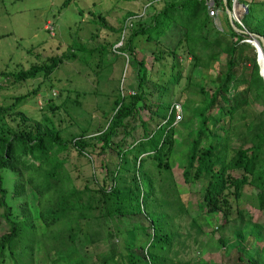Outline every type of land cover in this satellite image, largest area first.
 <instances>
[{
	"label": "trees",
	"instance_id": "obj_1",
	"mask_svg": "<svg viewBox=\"0 0 264 264\" xmlns=\"http://www.w3.org/2000/svg\"><path fill=\"white\" fill-rule=\"evenodd\" d=\"M69 1L62 0L60 7ZM162 2V6L151 14L150 23L133 24V30L120 48L127 52L131 37L138 34L157 43L160 35L173 27L180 34L178 41L184 43L186 52L195 63L203 51L207 50L209 57L217 49L226 52V70L217 74V84L212 90L204 91L202 105L196 110L199 124L190 129L181 171L185 182L191 178H205L200 195L201 206L207 212L220 211L223 223H226L242 214L240 201L244 188L251 189L257 207L264 208V126L254 123L251 116L242 121L243 128L238 129L235 113L241 107V95L230 93V82L235 76L236 42L242 33L229 25L227 31L216 28L204 30V25L211 19L203 0ZM226 5L229 6V0H226ZM243 22L247 25L245 20ZM250 28L264 40V14L251 23ZM228 35L232 39H228ZM69 54L73 56L75 51ZM61 60L60 55L52 56L49 63L16 69L11 74L17 81L39 74L48 76ZM175 64L174 58L171 67ZM135 66L140 93L134 96V93L120 89L121 93L117 92L111 102L115 110L112 119L94 135L78 133L63 138L62 126L54 120V112L50 115L43 113L38 118L25 115L15 106V102L21 99L19 95L11 103L0 104V217L4 223L0 225L5 226L0 231V264H4L6 255L11 264H39L35 262L38 259L35 254L39 250L44 251L48 264H165L167 259H172L167 251L178 232L170 230V224L162 221L163 217L158 215L152 204L148 203L151 209L147 207L155 187L151 175L144 171L145 161L150 160L158 173L165 177L169 175L170 186H174L166 160L172 150L174 124L178 122L174 121L172 101L160 100L157 103V109L152 112L159 115V121L151 129L141 121L139 137L132 138L126 145L120 142L123 135L113 139L117 126L125 125L123 118L137 114L143 106L141 88L147 80L146 72L141 60H135ZM179 77L177 69L167 75V80L176 83ZM245 82L243 93L249 91L250 98L262 104L259 114H264V83L255 61ZM35 90L36 87L28 93L33 94ZM125 95L132 96L130 103H124ZM48 100L49 97H44L46 103ZM48 107L52 111L55 108L49 103ZM212 108L215 112L208 113L207 110ZM222 117L224 120L219 125L222 134L218 135L215 125ZM241 117L242 111L239 113ZM208 121L211 127H207ZM122 130L125 135V129ZM233 136L238 137L237 144L232 142ZM95 143H99L98 154L113 155L114 159H99V166L104 168L99 180L92 171L81 178V169L70 162L67 153L72 148L92 166L88 147ZM3 168L12 172L10 188L3 185ZM158 186L161 187L159 183ZM28 189L35 194L36 210L30 206ZM229 195L233 198V205ZM123 215H139L145 224L131 225L125 230L126 237L120 239L119 247L110 240L106 251L98 254L91 263H86L84 252L91 243L90 237L101 234L103 230L107 239L119 231L121 233V230L111 229L108 222L114 216ZM252 227L253 237L264 240V223L254 221ZM137 236L144 240L138 243ZM262 246L264 248V243ZM248 262L264 264V252L249 257Z\"/></svg>",
	"mask_w": 264,
	"mask_h": 264
},
{
	"label": "rangeland",
	"instance_id": "obj_2",
	"mask_svg": "<svg viewBox=\"0 0 264 264\" xmlns=\"http://www.w3.org/2000/svg\"><path fill=\"white\" fill-rule=\"evenodd\" d=\"M61 1L0 0V104L11 103L19 95L21 99L15 102V106L25 115L38 118L43 113L50 115L54 112V120L62 126L63 138L67 139L78 133L94 135L103 130L112 119L115 110L112 109L111 102L120 89L134 93V96L140 93L135 60H141L147 79L141 88L143 106L137 114L123 118L125 125L117 126L113 139L117 140L123 135L120 142L128 144L129 140L141 135V121L145 122L148 129L157 124L159 115L152 111L157 109L160 100L180 102L181 116L175 120L178 122L174 124L172 150L166 158L174 186H170L169 175L165 177L161 172L158 173L150 160H146L144 164V171L151 175L155 187L153 198L150 202L147 201V207L148 203L152 204L158 215L163 217L162 221L170 224V230L178 232L167 251L172 259H167L165 264H249V257L263 254L264 240L253 237L252 224L254 221L264 223V208L257 207V200L251 189L244 188L242 191V214L223 223L224 217L220 211L207 212L201 206L200 195L205 178H191L185 182L181 174L190 129L199 124L196 110L202 105L204 91L212 90L217 84V74L226 70V52L217 49L209 57L207 50L203 51L195 63L186 52L184 43L178 41L179 32L172 27L160 35L157 43L147 40L143 34L131 37L130 48L125 51L128 54L126 59L122 54L112 52L111 48L120 39L123 21L130 19L133 22L122 38L124 45L133 30V24L138 22L139 26L150 23L151 14L162 6L163 0H70L60 7ZM239 1L248 5L243 14L247 25L243 24L248 31L254 32L250 30V26L264 14V0ZM220 27L211 20L203 29L227 31L228 24L223 16ZM241 36L236 42L233 63L235 76L230 82V93L241 95L239 102L242 109L239 108L235 113L238 129H242L241 122L251 116L254 123L264 126V114H259L262 104L252 100L249 91L243 93L245 79L255 61L256 52L253 43L245 40L248 37ZM228 39H232V36L228 35ZM71 51H75V55L69 54ZM58 55L62 60L48 76L39 74L34 78L17 81L11 74L16 69L49 63L52 56ZM174 58L176 64L171 67ZM260 62L262 64L264 61L260 58ZM177 69L180 77L176 83H171L167 80V75ZM34 87L35 92L29 94L28 91ZM44 97H49L47 103ZM124 97L126 104L133 99L130 95ZM48 103L55 106L53 111ZM241 111L243 117L239 118ZM207 112L212 114L215 108ZM223 120V117L220 118L215 125L218 135L222 134L219 125ZM206 125L211 127L209 121ZM122 129H125V135ZM236 137H231L234 144L239 142ZM98 145L99 143H95L93 147H88L92 166L85 162L83 156L72 148L69 149L67 155L70 162L81 169V178L92 171L99 180L104 170L99 166V159H114L113 155L98 154ZM229 153L232 151L229 150ZM1 173L3 185L10 188L12 172L3 168ZM27 194L30 206L36 210L35 194L30 189ZM228 199L233 205L231 195ZM135 223L145 224V221L139 215L112 217L108 225L113 230H121V233L119 231V234L107 239L103 230L101 234L90 237L91 243L84 252L85 262L91 263L98 254L106 251L110 240L119 247L120 239L126 237L125 230ZM0 224H4L1 217ZM3 228L5 226L0 225V231ZM143 240V237L137 236L138 243ZM35 255L38 257L36 263L48 264L43 250ZM4 264H11L7 255Z\"/></svg>",
	"mask_w": 264,
	"mask_h": 264
},
{
	"label": "built area",
	"instance_id": "obj_3",
	"mask_svg": "<svg viewBox=\"0 0 264 264\" xmlns=\"http://www.w3.org/2000/svg\"><path fill=\"white\" fill-rule=\"evenodd\" d=\"M203 3L205 5L207 15L214 22V24L220 27L221 25L218 23L219 21L218 17H219L220 11H222V6L226 3V0H221L222 4L219 2V0H203ZM234 5H236V7ZM228 7L230 11L229 17L233 20V22L238 27L246 31L247 29L243 25L241 17L243 16L244 12L247 10V3L246 2L242 3L239 0H229ZM131 25H132V20L130 19H125V21H123L122 27H121L120 39L118 40L117 43L113 44L111 47L114 52L122 54L126 59L128 58V55L126 54L125 50H122L120 47L123 46L122 38L124 36V33L128 28H130ZM244 36H247V35L244 34ZM171 107L174 112V121H175L176 118H179L181 116L182 107H181L180 102L178 101H172Z\"/></svg>",
	"mask_w": 264,
	"mask_h": 264
},
{
	"label": "water",
	"instance_id": "obj_4",
	"mask_svg": "<svg viewBox=\"0 0 264 264\" xmlns=\"http://www.w3.org/2000/svg\"><path fill=\"white\" fill-rule=\"evenodd\" d=\"M224 7H225V11L226 13L230 16V11H229V7L228 5H226V3L224 4ZM230 19V23H231V26L237 31V32H243L242 34H245L247 35L249 38H246L245 40L246 41H253V46L254 47V51L256 52L257 51V54H256V58H255V62L258 66V73L262 76V79H263V83H264V65L262 64H259L258 62V57H259V53H261V55L264 54V40H263V37L262 35H260L259 33H256V32H251V31H244L243 29H241L240 27H238L234 22L233 20L229 17ZM250 43V42H249ZM251 44V43H250ZM259 51V52H258Z\"/></svg>",
	"mask_w": 264,
	"mask_h": 264
},
{
	"label": "crops",
	"instance_id": "obj_5",
	"mask_svg": "<svg viewBox=\"0 0 264 264\" xmlns=\"http://www.w3.org/2000/svg\"><path fill=\"white\" fill-rule=\"evenodd\" d=\"M221 16H223L226 19L227 24L229 26H231L230 19H229V15L226 13L224 5L222 6V11H220L219 17H218V20H219L218 23L220 25H221ZM224 28H226V27H224Z\"/></svg>",
	"mask_w": 264,
	"mask_h": 264
},
{
	"label": "bare ground",
	"instance_id": "obj_6",
	"mask_svg": "<svg viewBox=\"0 0 264 264\" xmlns=\"http://www.w3.org/2000/svg\"><path fill=\"white\" fill-rule=\"evenodd\" d=\"M235 7H236V5H234ZM250 42H252L253 43V41H250ZM255 47V46H254ZM259 52V51H258ZM256 54H257V51H256ZM260 58L264 61V54L263 55H261V53H259V57H258V62H259V64H261V62H260ZM263 65H264V62L262 63ZM262 64H261V66H262Z\"/></svg>",
	"mask_w": 264,
	"mask_h": 264
}]
</instances>
